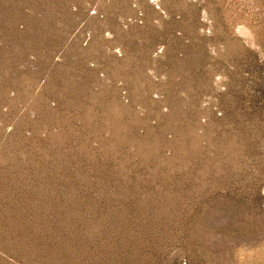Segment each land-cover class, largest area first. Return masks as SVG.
<instances>
[{"label": "rangeland", "instance_id": "374dc122", "mask_svg": "<svg viewBox=\"0 0 264 264\" xmlns=\"http://www.w3.org/2000/svg\"><path fill=\"white\" fill-rule=\"evenodd\" d=\"M0 264H264V0H0Z\"/></svg>", "mask_w": 264, "mask_h": 264}]
</instances>
